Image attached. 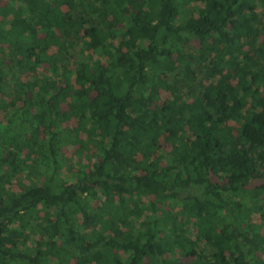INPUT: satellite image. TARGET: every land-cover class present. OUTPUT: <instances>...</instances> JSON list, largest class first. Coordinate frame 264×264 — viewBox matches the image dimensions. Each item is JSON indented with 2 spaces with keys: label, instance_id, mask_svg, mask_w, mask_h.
<instances>
[{
  "label": "trees",
  "instance_id": "16d2710c",
  "mask_svg": "<svg viewBox=\"0 0 264 264\" xmlns=\"http://www.w3.org/2000/svg\"><path fill=\"white\" fill-rule=\"evenodd\" d=\"M0 264H264V0H0Z\"/></svg>",
  "mask_w": 264,
  "mask_h": 264
},
{
  "label": "rangeland",
  "instance_id": "374dc122",
  "mask_svg": "<svg viewBox=\"0 0 264 264\" xmlns=\"http://www.w3.org/2000/svg\"><path fill=\"white\" fill-rule=\"evenodd\" d=\"M70 150L71 149H67V150H64L63 152H64V154L66 155V156H69L70 155ZM70 157V156H69ZM258 221V220H257ZM259 222V221H258Z\"/></svg>",
  "mask_w": 264,
  "mask_h": 264
}]
</instances>
